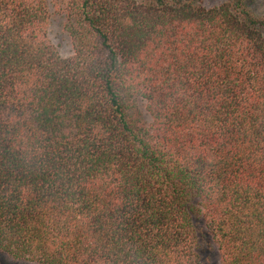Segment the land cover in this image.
<instances>
[{
    "label": "trees",
    "instance_id": "1",
    "mask_svg": "<svg viewBox=\"0 0 264 264\" xmlns=\"http://www.w3.org/2000/svg\"><path fill=\"white\" fill-rule=\"evenodd\" d=\"M254 1L0 0V251L203 264L205 226L221 264H264Z\"/></svg>",
    "mask_w": 264,
    "mask_h": 264
},
{
    "label": "rangeland",
    "instance_id": "2",
    "mask_svg": "<svg viewBox=\"0 0 264 264\" xmlns=\"http://www.w3.org/2000/svg\"><path fill=\"white\" fill-rule=\"evenodd\" d=\"M227 0H205V4L209 8L219 6ZM259 15L264 16V0H255L254 8ZM52 42L58 47L64 57H70L73 52L72 43L62 27V19L57 14H54L53 25L51 27ZM201 238L199 253L203 264H221V256L216 243L213 240L210 232L205 226L201 228ZM0 264H33L26 261L14 260L7 254L0 251Z\"/></svg>",
    "mask_w": 264,
    "mask_h": 264
}]
</instances>
